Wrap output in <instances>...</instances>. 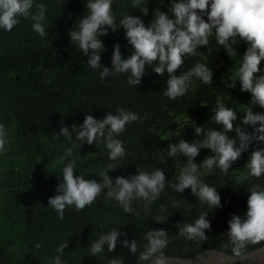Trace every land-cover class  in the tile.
I'll return each instance as SVG.
<instances>
[{"label":"trees","instance_id":"trees-1","mask_svg":"<svg viewBox=\"0 0 264 264\" xmlns=\"http://www.w3.org/2000/svg\"><path fill=\"white\" fill-rule=\"evenodd\" d=\"M171 2L147 0L145 16L133 7V0H113L112 11L117 24L124 16L132 15L147 26L156 9L168 12L171 17ZM38 4L47 8L43 22L46 38L33 31L31 17H19L11 32L0 28V124L7 129L9 140V151L0 153V264H54L57 255L63 264H109L113 258H120L123 264H149L151 261L140 262L138 258L147 244V232L155 229L168 232L170 242L164 253L169 258L197 259L213 250L233 256L226 235L228 222L233 215L246 214L248 190L253 184L264 188V175L248 177L239 184L237 178L248 171L245 166L251 152L264 148V144L250 145L249 151L227 173L218 168L212 172L200 170V180L217 188L221 196V207L216 209L201 203L191 189L178 193L169 186L177 183L187 157L179 153L170 157L167 149L170 143H179L181 139L189 143L200 139L195 127L222 131V126L212 119L218 102L236 110L238 119L234 126L239 124L252 132L251 126L240 124L251 93L242 92L239 81L235 88L226 87L240 66L247 43L240 41L235 45L237 56L232 58L213 35L207 48L198 49L200 54L185 56L183 68L176 75L199 62L212 69L213 82L205 84L193 77L187 93L172 100L164 94L168 73L155 74L156 62L146 65L145 75L137 86L128 84L130 73L102 79L101 68L88 66V57L68 35L88 15L87 0H63L62 4L61 0H34L33 13ZM99 39L105 49L101 65L110 70L114 45H120L122 58H128L134 51L122 27L116 32L109 29L108 35ZM260 68L264 74V61ZM120 108L141 118L126 125V131L114 135L124 145L123 158L110 160L103 138L92 145L85 142L80 146L75 132L71 140L53 135L60 133L61 121L70 131L75 124L78 131L86 115L102 119L109 112L117 114ZM253 112L264 113V108L256 105ZM228 135L235 137V132ZM68 149L72 150L71 157H65ZM211 155V150L201 149L193 162L199 165ZM69 161H75L76 176L98 183L102 182L101 172H108L114 183L117 177L127 179L140 171L159 168L164 171L167 184L153 202L133 200L131 214L108 197L105 189L83 210L74 205L66 207L60 219L48 200L57 194L56 188L63 182L62 170ZM202 213H208L211 224V229L205 230L207 241H190L179 235L178 224L194 223ZM157 216H163L165 222H156ZM113 229L122 233L115 251L109 252L105 245L103 252L93 256L92 243ZM125 239L136 240V254L123 246ZM64 242L68 247L58 253ZM36 244L41 247L36 249ZM263 244H250L247 251L259 249Z\"/></svg>","mask_w":264,"mask_h":264},{"label":"clouds","instance_id":"clouds-1","mask_svg":"<svg viewBox=\"0 0 264 264\" xmlns=\"http://www.w3.org/2000/svg\"><path fill=\"white\" fill-rule=\"evenodd\" d=\"M146 3L147 0H133V7L139 8L147 16ZM35 6L37 11L33 13L34 0H0V28L11 32L19 23V17H31L34 21L33 31L40 37L46 38L47 31L43 22L47 8L44 4ZM112 6L113 0H87L88 15L68 33L71 42L78 45L84 56L88 57L87 64L90 68L102 69L100 73L102 79L118 73H130L128 84L137 86L145 75L146 65L156 62L157 66L153 70L155 74L163 76L165 71L168 73L164 94L172 100L187 93L193 77L205 84L213 82L212 69L199 62L190 70L176 75V72L183 68L185 56L200 54L198 49L207 48L213 35L216 42L232 58L237 56L235 45L240 41L247 43L248 47L242 55L240 66L231 81L226 83V87L235 88L236 81H239L240 90L251 93L250 104L240 124L251 126L252 132H248L239 124L234 126L238 119L236 110L218 102L212 119L217 125L222 126V131L195 127V134L201 137L200 139L191 143L181 139L179 143H170L167 149L170 157L178 153L187 157V163L181 169L177 183L169 186L178 193L191 189V193L210 209L220 208L221 196L217 188L200 180V170L212 172L218 168L227 173L241 155L249 151L250 145L264 144V113L253 112V107L256 105L264 108V74H261L260 68L261 62L264 61V0H172L169 8L171 17L168 12L156 9L153 12L154 19L147 26L141 18L132 15L124 16L117 24ZM118 27L125 30L128 44L134 51L128 58H122L120 45H114L110 70L101 65V53L105 49L99 37L107 36L109 29L116 32ZM139 119L141 118L137 113L120 108L117 114L109 112L102 119L86 115L78 131L75 124L70 131L61 121L60 133L53 135L57 139L62 136L71 140L75 132L76 139L81 142L80 146L85 142L92 145L99 138H103L110 151L109 159L115 161L123 158L126 153L122 141L115 139L114 135L118 136L126 131V125ZM233 131L235 137H230L228 133ZM8 143L7 129L0 124V153L9 151ZM201 149H209L213 155L205 157L203 162L197 165L193 161ZM72 155L71 149L66 150L65 157ZM75 167V161L66 164L62 170L63 182L58 184L57 194L48 200V205L58 213L60 219H63L66 207L74 205L77 210H83L86 206L92 205L105 189L108 197L114 198L126 213L131 214L134 211L133 200L143 199L149 203L153 202L159 198L167 184L164 171L159 168L151 172L140 171L127 179L117 177L114 183L107 175L108 172H101L102 182L98 183L95 179L76 176ZM245 167L248 171L237 178L238 184L248 177L260 178L264 175V148L253 150ZM248 191L250 196L247 199L246 214L233 215L228 222L226 235L233 256L214 250L208 253H220L241 262L257 255L252 252L264 253L262 249L264 244L252 252L247 251L250 244L257 245L264 242V188L259 184H253ZM145 207L147 208L148 205L145 204ZM207 217L208 213H202L194 223L178 224L179 235L190 241H207L205 230L211 229ZM155 221L163 223L165 219L163 216H157ZM121 235L122 233L116 229L100 235L91 245V254L95 256L103 252L105 245L109 252H114ZM145 239L147 244L139 255L140 262L171 264L170 259L180 260L169 258L164 253L170 242L165 229L150 230ZM123 246L132 254L137 253L136 240L129 242L125 239ZM40 247V244L35 245L36 249ZM67 247V242L61 243L57 252L63 253ZM199 258L202 257L197 259ZM54 264H63L60 255L54 257ZM109 264H123V261L120 258H113ZM219 264H224V261L221 259Z\"/></svg>","mask_w":264,"mask_h":264},{"label":"rangeland","instance_id":"rangeland-1","mask_svg":"<svg viewBox=\"0 0 264 264\" xmlns=\"http://www.w3.org/2000/svg\"><path fill=\"white\" fill-rule=\"evenodd\" d=\"M252 253H257V255L252 259L243 262L236 260L234 257H229L216 252L208 253L205 257L199 258L195 261H180L175 259H170V261L171 264H219V261L222 259L224 261V264H264V253H258L257 251Z\"/></svg>","mask_w":264,"mask_h":264}]
</instances>
